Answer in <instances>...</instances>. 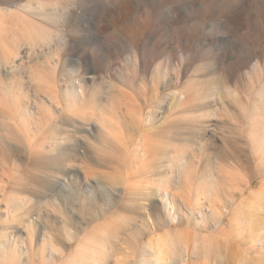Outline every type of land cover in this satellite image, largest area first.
<instances>
[{"label": "rangeland", "instance_id": "1", "mask_svg": "<svg viewBox=\"0 0 264 264\" xmlns=\"http://www.w3.org/2000/svg\"><path fill=\"white\" fill-rule=\"evenodd\" d=\"M263 79L264 0H0V264H264ZM208 81L200 137L223 152L229 122L244 167L159 192L138 154L190 153L180 97Z\"/></svg>", "mask_w": 264, "mask_h": 264}, {"label": "bare ground", "instance_id": "2", "mask_svg": "<svg viewBox=\"0 0 264 264\" xmlns=\"http://www.w3.org/2000/svg\"><path fill=\"white\" fill-rule=\"evenodd\" d=\"M106 49L108 51H111L113 54L114 47L107 46ZM160 67H161V64H160L158 71H157L158 75H160V72H161ZM156 79L160 80L158 77H156ZM177 79H178V81H180L179 76ZM216 82L208 81L204 91H202V90L197 91L198 89L197 90H191L190 92L183 93L180 97L181 105L182 106L184 105V107H185V108H183L184 111H182V112L184 114L186 113V111H188V112H187L186 116H183L184 114L182 115L184 117L183 122L180 123V121H179L180 124L174 123L176 130H174L175 133L173 135V140H174V142L179 143V144L184 143L183 145L190 148V153H189L187 148H184L182 146H178L175 149V152L178 154V158L176 160L170 159L167 161V163H165L166 161H164V158L167 157L169 159V157L166 156V154H165V147L163 145V141H161L162 143H160V144H158V142H157L156 144H158V145H155L154 144L155 142L153 141L154 138L149 139V140L147 138V140L144 142V145L142 144L143 145L142 151H144V156L143 157L141 156V152L138 154L139 155V166H138L137 170L140 174L144 175L143 176L144 178H147L150 175L155 176L158 179L155 181V183H156L155 185H157L159 192L168 193L171 191H181V192L184 191L187 193V192H189L187 190V188L190 187L189 181L192 177H194L195 179H198L199 182H197V186L202 187L203 185L206 186L208 183L213 184V180L217 179V178H221L222 173H223V175L226 174L223 171V169H225V168H230V169L234 170V169H242L244 167V163L240 159H238L236 156V155H238V152L243 147L240 145L238 138H236V139L232 138V136H234V135H232L230 137V130L232 129V127H230L231 124L229 122L223 121V127H220V129H219L221 132V136L224 139V141L222 140V143L224 144V151L223 152H216L215 151L217 149V146L214 143V140L212 138H203L205 136L204 134H203L204 135L203 137H200V136H202L200 134H201V131L203 130L204 124L206 123V120L209 119V118L207 119L206 116L208 113L209 114L211 113L210 108L212 107L211 104L209 102H207L205 99L209 98L213 95L211 93V90H213L212 86L214 85V83L216 85L214 87L215 89L213 90V93L214 92L218 93L217 90L219 88L218 86H219L220 82H219V84ZM128 83L130 84L131 87L134 86V83L131 79H129ZM166 84H168V82ZM141 92L142 91L139 90V94ZM89 95H90L89 92L86 91V89L84 88V85L80 81L77 84L74 83L72 90L69 92V96H71L70 103L73 106V108L78 107V105H80L79 104L80 102L87 106V103H88L87 98ZM223 110H224V108H223ZM22 111H21V113L26 115L27 111H28L27 107H24ZM260 112H262L264 114V101L261 105ZM262 116L264 117V115H262ZM262 116H261V120L259 121L258 125H256V127H255V132L259 133L256 136V140L259 141V144L261 146V152H262V154H264V128H260L261 126H264V118ZM203 122H205V123L202 124ZM177 123H178V119H177ZM207 124H206V126H207ZM202 125H203V127H202ZM161 130H163V129H161ZM161 130L155 134L156 135L162 134ZM171 130L172 129H170L168 131L170 132ZM148 131L151 132L153 130L150 129ZM164 131H163V133H164ZM232 131H234V130H232ZM234 134H236V133H234ZM200 139H201V141H199ZM154 140H156V139H154ZM196 141H198V142H196ZM202 141H204V142H202ZM196 145H197V147H199V150L197 149L198 153L195 152V149H194L196 147ZM225 146H226V148H225ZM166 147H167V145H166ZM212 149H215V150L213 152H211ZM184 151L187 154L189 153L190 156L188 157L185 154L184 155L185 157L184 156L181 157L182 156L181 154ZM145 156L148 158L147 163H145V161L143 159ZM229 157H231V160L229 159ZM262 161L263 162L260 165L258 170H259V175H260L259 177L264 178V158L263 157H262ZM216 170H217V172H216ZM246 170H248V173L251 177L250 179H252L254 177V173L250 170V165L247 166ZM172 177H173V180H170ZM207 181H210V182H207ZM146 183L149 184V183H151V181L149 182L147 180ZM146 183H144V184H146ZM253 183H254V180H251L249 184H253ZM172 200H173V204H175L176 196L174 194L172 196ZM184 202H185L184 204H186L185 206H187V202L186 201H184Z\"/></svg>", "mask_w": 264, "mask_h": 264}]
</instances>
